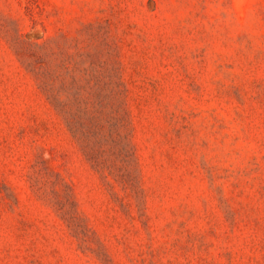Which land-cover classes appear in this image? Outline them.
Returning <instances> with one entry per match:
<instances>
[{
    "label": "rangeland",
    "instance_id": "rangeland-1",
    "mask_svg": "<svg viewBox=\"0 0 264 264\" xmlns=\"http://www.w3.org/2000/svg\"><path fill=\"white\" fill-rule=\"evenodd\" d=\"M0 264H264V0H0Z\"/></svg>",
    "mask_w": 264,
    "mask_h": 264
}]
</instances>
